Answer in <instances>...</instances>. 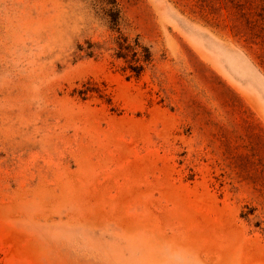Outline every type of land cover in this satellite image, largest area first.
I'll return each mask as SVG.
<instances>
[{"label":"rangeland","instance_id":"374dc122","mask_svg":"<svg viewBox=\"0 0 264 264\" xmlns=\"http://www.w3.org/2000/svg\"><path fill=\"white\" fill-rule=\"evenodd\" d=\"M0 264H264V0H0Z\"/></svg>","mask_w":264,"mask_h":264},{"label":"trees","instance_id":"16d2710c","mask_svg":"<svg viewBox=\"0 0 264 264\" xmlns=\"http://www.w3.org/2000/svg\"><path fill=\"white\" fill-rule=\"evenodd\" d=\"M118 47L119 49L117 54L119 57H126V55L128 54L127 52L132 53L134 63L131 65V68L136 72L137 75H139L144 69L143 63L145 61H148L150 58L148 55V51H146V49H144V47H142L138 42H136L135 44L129 43L127 38L123 36H121L118 40ZM139 48H143V53L138 50Z\"/></svg>","mask_w":264,"mask_h":264}]
</instances>
